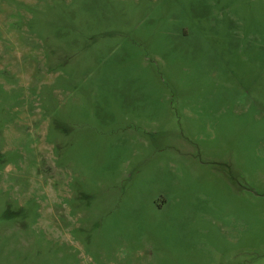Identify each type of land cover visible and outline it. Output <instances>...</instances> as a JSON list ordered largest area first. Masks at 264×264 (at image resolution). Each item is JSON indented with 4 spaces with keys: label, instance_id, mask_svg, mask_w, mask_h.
Wrapping results in <instances>:
<instances>
[{
    "label": "rangeland",
    "instance_id": "rangeland-1",
    "mask_svg": "<svg viewBox=\"0 0 264 264\" xmlns=\"http://www.w3.org/2000/svg\"><path fill=\"white\" fill-rule=\"evenodd\" d=\"M0 264H264V0H0Z\"/></svg>",
    "mask_w": 264,
    "mask_h": 264
}]
</instances>
